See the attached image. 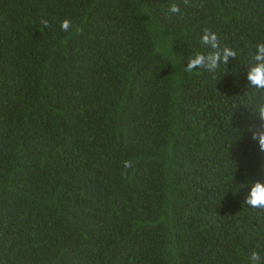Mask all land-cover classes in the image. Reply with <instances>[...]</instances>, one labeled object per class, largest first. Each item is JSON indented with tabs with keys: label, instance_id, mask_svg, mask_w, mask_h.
<instances>
[{
	"label": "trees",
	"instance_id": "1",
	"mask_svg": "<svg viewBox=\"0 0 264 264\" xmlns=\"http://www.w3.org/2000/svg\"><path fill=\"white\" fill-rule=\"evenodd\" d=\"M172 2L0 0V264L264 256L244 203L264 180L245 107L264 0ZM206 27L238 51L215 77L184 71Z\"/></svg>",
	"mask_w": 264,
	"mask_h": 264
},
{
	"label": "clouds",
	"instance_id": "2",
	"mask_svg": "<svg viewBox=\"0 0 264 264\" xmlns=\"http://www.w3.org/2000/svg\"><path fill=\"white\" fill-rule=\"evenodd\" d=\"M187 5L189 0H183ZM170 14H181L180 4L173 0L168 7ZM41 23L48 26V20L44 19ZM61 29L69 31L72 29L70 19H64L61 22ZM200 44L206 51H197L188 58V63L184 67V71L192 73L194 70L203 69L213 74L223 65L229 64L230 58L238 56L237 49L221 43L219 34L211 28H204L200 35ZM249 60L246 78L251 89L255 90L254 95L258 94V101L255 105L245 106L249 112V116L254 118V122L249 124L247 131L251 133V139L258 145L261 153H264V40L258 41L249 52ZM259 122V123H257ZM136 162L133 159H125L122 161L121 174L127 176L129 170H134ZM260 170L264 172V164ZM251 184L250 191L246 195L244 203L251 209L264 211V180L249 181ZM246 186V185H244ZM249 264H264V256L258 251H253L249 257Z\"/></svg>",
	"mask_w": 264,
	"mask_h": 264
}]
</instances>
